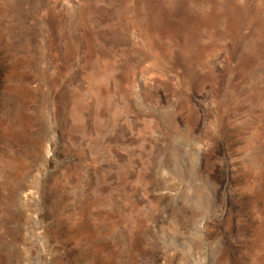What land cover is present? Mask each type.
I'll return each mask as SVG.
<instances>
[{
  "label": "rangeland",
  "instance_id": "1",
  "mask_svg": "<svg viewBox=\"0 0 264 264\" xmlns=\"http://www.w3.org/2000/svg\"><path fill=\"white\" fill-rule=\"evenodd\" d=\"M0 264H264V0H0Z\"/></svg>",
  "mask_w": 264,
  "mask_h": 264
},
{
  "label": "bare ground",
  "instance_id": "2",
  "mask_svg": "<svg viewBox=\"0 0 264 264\" xmlns=\"http://www.w3.org/2000/svg\"><path fill=\"white\" fill-rule=\"evenodd\" d=\"M11 1H12V0H11ZM5 4H6V3H5ZM7 4H8V3H7ZM12 5H13V4H12ZM13 6H14V5H13ZM21 88H22V87H21ZM20 92H21V91L16 90V93H17L18 95H20ZM23 93H24V92H23ZM12 96H14V95H12ZM12 96H11V97H12ZM23 96H24V95H23ZM18 99H19V98H18ZM16 100H17V99H16ZM21 100H22V99H21Z\"/></svg>",
  "mask_w": 264,
  "mask_h": 264
}]
</instances>
